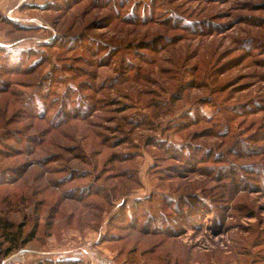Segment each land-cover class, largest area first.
<instances>
[{
    "label": "rangeland",
    "instance_id": "1",
    "mask_svg": "<svg viewBox=\"0 0 264 264\" xmlns=\"http://www.w3.org/2000/svg\"><path fill=\"white\" fill-rule=\"evenodd\" d=\"M258 168L264 0H0V264H264Z\"/></svg>",
    "mask_w": 264,
    "mask_h": 264
},
{
    "label": "built area",
    "instance_id": "2",
    "mask_svg": "<svg viewBox=\"0 0 264 264\" xmlns=\"http://www.w3.org/2000/svg\"><path fill=\"white\" fill-rule=\"evenodd\" d=\"M90 244L88 243V245L84 246L82 249H79L75 252H73V254L70 253H63L60 258H65V257H70L71 258H86L87 260H89L90 262H92V264H113L112 262H110L109 260H107L106 258H99L97 256V254L95 253V251L89 247ZM26 252L24 250H20L14 257L17 258L18 256H23L25 255ZM67 255V256H66ZM62 260V259H60ZM4 264V261L3 263Z\"/></svg>",
    "mask_w": 264,
    "mask_h": 264
},
{
    "label": "trees",
    "instance_id": "3",
    "mask_svg": "<svg viewBox=\"0 0 264 264\" xmlns=\"http://www.w3.org/2000/svg\"><path fill=\"white\" fill-rule=\"evenodd\" d=\"M261 171H262V174L264 175V168L263 169L258 168L257 174L260 173ZM15 248H16L15 242H14V244H11L10 247L5 248V249L4 248L2 249L0 246V259L7 257L10 254H12V252H14ZM37 264H75V263H73L71 261H59V262L58 261H56V262L44 261L43 263H37Z\"/></svg>",
    "mask_w": 264,
    "mask_h": 264
}]
</instances>
